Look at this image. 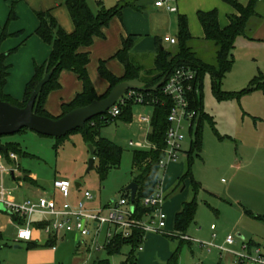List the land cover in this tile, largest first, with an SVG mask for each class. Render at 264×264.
I'll return each mask as SVG.
<instances>
[{"label": "rangeland", "instance_id": "obj_1", "mask_svg": "<svg viewBox=\"0 0 264 264\" xmlns=\"http://www.w3.org/2000/svg\"><path fill=\"white\" fill-rule=\"evenodd\" d=\"M120 1L117 0V3ZM153 1L132 0V4L135 8L143 6L147 11L152 8ZM257 12L262 20L249 32V38H236L232 67L218 88L222 95L231 94L236 97L217 98L218 92L215 94L212 91L210 77L206 75L203 78V110L209 119H204L201 124L200 152L193 151L191 159H188L187 152L194 136L185 135L181 153L175 163L181 174L164 190L165 194L162 193V196L166 195L165 202H170L176 196H185L188 201L192 199L190 180L185 179L179 183L190 162L191 178L200 184L201 189L196 196L198 207L195 219L187 231L190 244L185 243L180 248L177 264H233L232 254L220 253L218 250L229 235L234 237V244L228 248L232 253L241 252L243 242L255 243L264 251V86L243 94L254 81L264 84V6L258 4ZM173 18V28L169 26L163 29L161 37L164 31L165 34L175 35L176 16ZM162 45L167 51H175L173 45ZM193 47L205 61H213L214 48L210 43L196 39ZM150 65L145 64V67ZM149 114L150 107L136 105L132 109L130 126L117 120L100 130L101 137L112 141L122 151L119 167L111 169L104 179L97 172V161L93 170L86 173L91 157L88 148L90 144L80 131L69 133L62 139L41 136L29 130L1 137V143H17L22 152L26 153L25 157L18 160L19 166L30 172L38 185L37 188L29 189L25 184L20 186L13 181L10 175H5L2 178L7 197L20 202L42 195L55 197L58 203H62L63 200L54 191V183L65 180L70 184V203L82 199V195L75 192V184L80 185L82 194L89 192L93 196V202L86 203L88 208L118 200L124 188L131 183L132 155L138 150L129 147L128 143L132 141L146 145L147 126L142 127V130L138 119ZM0 163L10 168L4 160ZM163 179L161 171L160 181ZM211 226H214L213 231ZM165 233L172 232L165 230ZM36 234L40 243L34 249L38 262H32L33 257L26 243H16L20 249H14L16 244L12 237L15 230L11 229L0 242V264H79L84 257V248H77L80 243L73 236L58 240L56 252L51 253L43 245L45 237L41 233ZM237 235L242 239L237 238ZM147 236L158 239L157 249L161 242L167 244L170 254L178 246L177 240L169 239L161 233H149ZM85 239L86 242L91 240ZM87 245L90 248V254L85 253L89 254L86 259L88 264L106 258L103 250L97 252L90 243ZM142 247V252H136V264H166L158 257V253L154 261L152 256L140 261L141 256H149L148 251L144 250V243ZM128 252L129 247H124L120 255L109 258L110 264L123 263Z\"/></svg>", "mask_w": 264, "mask_h": 264}, {"label": "trees", "instance_id": "obj_2", "mask_svg": "<svg viewBox=\"0 0 264 264\" xmlns=\"http://www.w3.org/2000/svg\"><path fill=\"white\" fill-rule=\"evenodd\" d=\"M221 1L229 5L235 12L227 17L228 25L224 28H220L219 26L218 13L216 10L197 12V20L204 34L203 41L210 43L214 48L213 61H205L200 53L193 47L192 42L194 39L188 31L187 20L184 16H180L178 18V30L175 36V52L171 53L166 49L161 50L158 46L153 63L148 68L141 66L132 55L131 51L135 43L133 38L129 36L123 39L122 48L116 53L114 58L123 65L124 75L121 78L115 77L105 68L104 63L100 62L98 73L108 82L109 89L104 95L98 96L87 72L89 55L88 53H79L78 50L80 48L90 47L95 38L102 37V29L109 24L113 17H120L122 10L132 5V0H121L110 9L103 8L98 1L96 4L98 11L96 12L92 11L87 0H64V5L68 9L74 24V31L71 34L65 33L50 12L36 13L39 26L35 31V35L40 38L42 42L50 46V55L42 65L34 66V74L25 88L24 100L22 103H17L3 96L2 92L8 77L9 66L5 64L7 55L0 53V99L13 106L20 108L24 107L36 84L45 74L54 70L49 82L44 85L39 92L33 106V112L41 117L57 119L50 116L45 111L44 102L51 91L59 88L58 76L62 71L75 73L82 83L81 93L70 103L62 105V116L74 109L85 107L93 101L106 98L111 89L121 82L130 80L142 82L144 84L143 90L134 91L143 96L144 104H142V106L151 108L150 132L147 136V142L150 143L153 148L149 150H135L132 155L131 174L133 178L131 183H135L137 186L133 205L135 208V217L141 219L146 213L151 214L154 210L153 207H144L143 200L153 197L160 187L161 169L159 162L163 157L165 133L168 128L167 116L172 105L171 100L162 95V85L156 91L149 90L163 78L166 79L178 68L189 67L196 71L194 91L189 94L191 109L196 112V126L192 131L193 133H189V135L191 134L192 137H194L190 144V150L187 152L188 159H191V153L193 151L196 150L200 152L201 124L204 119H209L203 110V78L206 75L210 77L211 89L215 94L218 92L217 98L226 99L235 96L231 94L222 95V93L218 91V88L225 74L228 73L232 67L234 60L232 51L234 50L236 38L238 36L249 38V32L262 20V16L257 12V6L259 3L263 2V0H248L246 6L238 3L237 0ZM13 19H15V15L13 9H11L8 22ZM5 37H7V33L3 30L0 41ZM262 86H264V84L254 81L243 94L255 91ZM241 94L242 93L237 95ZM136 105L138 104L129 102L125 106L120 107V114L114 119L105 120L101 117H95L85 124V130H76L82 132L84 139L92 146L94 152L93 157L95 161H97V172L103 179L111 169L119 167L122 151L112 141L101 137L100 130L104 126L117 120L126 124L130 123L132 121V109ZM92 123L93 125H91ZM0 145L6 149V152L0 151V155L7 160L10 154L17 155L21 158L26 156V153L22 152L18 144H2L0 142ZM190 166V162H188L185 173L179 179V183L184 182L185 179H189L193 197L190 201H185L181 204L179 211L175 215L173 232L163 233V235L169 239L178 241L177 248L168 258L166 264H177L180 248L185 243L190 244V240H185L183 238L188 237V228L194 222L198 207L196 196L201 189L200 184L191 178ZM22 181L36 186L35 181L29 177L28 172H24ZM128 195L129 192L124 188L120 197L128 199ZM245 213L252 216L248 211H245ZM256 218L259 217L257 216ZM14 220L19 224L23 223V220H18L17 218H14ZM144 236L143 231L134 230L129 238H122L120 236L114 237L104 248L106 258L97 259L91 264H110L109 258L120 255L124 247H129V252L124 262L121 264H136V252H138V248L143 245ZM54 242L55 241L51 239L48 243L52 244ZM252 244L253 243H249L248 247ZM34 247H36V244L28 245V248Z\"/></svg>", "mask_w": 264, "mask_h": 264}, {"label": "crops", "instance_id": "obj_3", "mask_svg": "<svg viewBox=\"0 0 264 264\" xmlns=\"http://www.w3.org/2000/svg\"><path fill=\"white\" fill-rule=\"evenodd\" d=\"M87 1L93 12L98 11V7H96L98 1L101 3V6L105 9L113 8L117 4V0H87ZM158 1L160 0H154L152 8L148 9L147 11L144 10L143 6H139L138 8H135L134 4L123 9L120 17L118 16L113 17L110 20L109 24L102 29V33H103L102 37L95 38L90 47L80 48L78 50L79 53H88L89 55L87 72L94 87V90L98 96L104 95L109 89L108 82H106L98 73V67L100 62H103L105 68L115 77L121 78L124 75L123 65L117 59L114 58L116 53L122 48L123 39L129 36L133 38L135 43L131 53L137 59L138 63L141 64V66L145 67V64L152 65L153 59L158 50V46L162 50L165 49L162 43H167L171 45L168 42H164L163 39L165 37L174 38V39L176 38L175 36L178 30V18L180 16H184L186 18L188 31L195 41L196 39L203 40L204 38L202 28L200 27L197 20V12L199 11L208 12L211 10H216L218 13V23L220 28L226 27L228 25L227 17L235 13L234 10L229 5L223 3L221 0H164L166 5L175 9V11L172 12L167 11L163 7L161 8L155 7V3ZM237 1L243 6H246L248 3V0H237ZM259 6H264V0L263 2L259 3ZM11 9H13L15 19L8 22V16ZM39 12H50V14L54 17L60 28L65 33L71 34L74 31V24L72 22L68 9L64 5V0H0V37L3 30H5V32L7 33V37H5L3 40L0 41V53L7 55L5 64L9 66L8 77L6 79V83L3 87L2 93L4 97L9 98L17 103H22L24 100L25 88L27 83L31 80L34 74V66L42 65L47 60L51 52L50 46L42 42V40L35 35V31L39 26V21L36 16V13ZM173 16H176L175 35L172 36L169 34H165L166 31H164L163 33L164 35L161 37V32L163 31V29H166L169 26L170 28H173L174 26ZM161 26H163V28ZM259 28H261V25L259 26ZM173 46H175V44ZM58 84H59V88L51 91L47 95L44 102L45 111L54 118L61 117L62 105L70 103L82 91V83L78 79L77 75L70 71H62L59 74ZM148 116L149 117L151 116V108H150V114ZM131 124L132 121L127 125L130 126ZM139 125L141 129L144 126L148 127V128L145 127L146 144H147L148 143L147 136L150 132V124L139 123ZM5 143H13V142L6 141L3 142L2 144ZM10 155H14V154H10ZM10 155L8 160L0 155V161L4 160L10 167L9 169H7L0 163V167L5 169L4 171L0 170V191L1 190L4 191L5 193L4 197L7 201L21 204L29 200L16 202L13 198L11 199L7 197L8 196L7 192L3 188L2 177L5 175H10L13 181L18 183L20 186L21 185L23 186L25 184L26 187L29 189L30 187L37 188L38 185L34 176L30 172L26 170H22L20 168L18 160L21 157L14 155L15 159H12ZM161 171H163L164 179L161 180L160 183V192L161 194L162 193L165 194L164 190L168 188L175 181L176 178L178 179V177L181 174V170L178 168V166L175 165V163H170L166 166V168L161 169L160 172ZM24 172H28L29 177L35 181L36 186H32L22 181ZM54 191L61 197V195L55 190V188ZM75 192L83 196L79 184L77 188L75 186ZM40 197H44V196L41 195L31 200H36ZM163 197H164V202L162 205V210L166 217L165 230L168 232H173L175 215L179 211L181 204L188 200L186 199L185 196L182 197L176 196L170 202H165L166 195L165 196L163 195ZM50 198H53L55 200L57 206H61V204L64 202V199L62 197H61V199L63 200L62 203H58L55 197H50ZM79 200L81 199H77L71 204H75ZM113 201L114 200H110L109 202L103 204H97L96 207H92V208L89 207V209L106 206L112 203ZM91 202H93V199L92 201L87 203H91ZM14 218H17L18 220L19 219L23 220L20 217H17L16 215H12L9 212H7L4 209V207L0 204V242L4 239L6 234L8 235L11 229L15 230V235H13L12 237L13 243L15 244L26 243L27 249L30 250L31 255L33 257L32 262H38L39 259L37 253L34 252V249L40 246L39 237L36 233H41L45 237L43 245L46 246L51 251V253L56 252L57 250L56 244L58 240L60 239L63 240V238L67 236H73V238L75 240L77 239L80 243L77 248L78 249H80V247L84 248L83 250L84 255L82 254L84 257H82V260L79 264H88L86 262L87 261L86 259L90 254V248L88 247L87 243H90L91 245L93 244L92 241L95 238L94 235H91V237H89L91 239L89 240L90 242H86L85 238L84 239L77 238L73 233L65 234V235L63 234L61 237L55 238L51 235L45 234L42 231L43 222H41L42 220L40 217L36 216L34 218L35 222L32 225L31 240L16 241L17 230L19 227L23 225V223L22 224L17 223L14 220ZM105 231L106 230H103V232H100L99 237L97 236L98 243L100 245H103V242L105 240V235H104ZM147 235L145 236V240H144V246H145L144 250L148 251L147 254L149 256L146 255L144 256V258L143 256H141L140 261L143 259L145 260L150 256L153 257V261H154V256L156 255V253H158V257L166 263L168 258L172 255L169 253L167 244L161 242V244L157 249L156 241L158 239L149 237ZM237 238L242 239L240 235H237ZM51 239H53L55 242L49 244L48 242ZM17 244L14 245V249H20V246H18ZM29 244H36V247L28 248ZM242 244L245 243L243 242ZM248 244L249 243H246L247 247ZM255 246L258 245L253 243L251 246L248 247V249L252 250L253 248H256ZM53 247H55L54 250L52 249ZM222 247L224 248L227 247L228 249L231 246H228L224 240V244ZM104 248L105 247L103 246L100 250L104 251ZM258 248L260 247L258 246ZM86 252H88L89 254L85 255Z\"/></svg>", "mask_w": 264, "mask_h": 264}, {"label": "built area", "instance_id": "obj_4", "mask_svg": "<svg viewBox=\"0 0 264 264\" xmlns=\"http://www.w3.org/2000/svg\"><path fill=\"white\" fill-rule=\"evenodd\" d=\"M157 7H163L167 11H175L174 8L165 4L164 0H160L155 4ZM164 42L171 45L175 44L174 38L165 37ZM196 79V71L189 67H181L173 71L162 84V95L171 100V108L167 116L168 128L165 133V147L163 149V157L159 162L160 169L166 168L170 163H176L181 153V144L185 140V135H189L195 129L196 112L191 109L189 94L194 91V81ZM144 104V98L135 91L126 92L117 103L111 107L104 115L99 117L105 120H112L120 114V107L127 103ZM141 124H150L149 116H142L138 119ZM93 125V123L91 124ZM129 147L149 150L153 148L150 143L140 144L130 141ZM15 159L14 155H10ZM1 171L5 169L0 167ZM55 190L64 199L61 206H57L53 198L40 197L36 200H29L21 204L7 201L4 197L3 190L0 191V204L4 209L12 215H16L23 219V225L18 228L16 233V241H30L32 238V225L36 216L41 218L43 222L42 231L55 238L61 237L63 234L73 233L77 238L84 239L94 235L92 241L94 250L99 251L105 247L116 236L129 238L134 230L143 231L146 236L149 233H165L166 217L162 210L164 197L160 192L143 200V206L153 207L151 214L146 213L141 219L135 217L134 205L125 197H119L106 206L89 209L87 202L92 201L93 196L89 192H84L82 199L75 204L68 201L70 196V184L65 180H57L54 183ZM106 230L103 245L98 243L100 232ZM214 230V226H211ZM98 236V237H97ZM144 236V240H145ZM185 240H191L184 237ZM228 246L234 244V237L229 235L225 238ZM53 250L55 247L52 248ZM143 247L138 248V252ZM222 253L232 254L233 264H264V251L261 248H253L249 250L246 244L242 245L241 252L232 253L227 248L219 247Z\"/></svg>", "mask_w": 264, "mask_h": 264}, {"label": "water", "instance_id": "obj_5", "mask_svg": "<svg viewBox=\"0 0 264 264\" xmlns=\"http://www.w3.org/2000/svg\"><path fill=\"white\" fill-rule=\"evenodd\" d=\"M53 71L54 70H51L45 74L36 84L24 107H16L8 102L1 101L0 99V138L14 135L25 129L41 136L60 139L78 129L85 130V124L88 121L104 115L129 90H143L144 88V84L138 80L124 81L115 85L106 98L93 101L85 107L74 109L57 119H51L34 114L33 106L39 92L43 86L49 82ZM164 80L165 78L149 91H156L163 84ZM88 148L91 157L88 160L86 173L93 170L95 162L93 148L91 145H89ZM0 151L6 152V149L0 145ZM75 186L77 188L78 184H75ZM136 189L137 186L135 183H130L125 189L129 192V200L131 204H134Z\"/></svg>", "mask_w": 264, "mask_h": 264}]
</instances>
